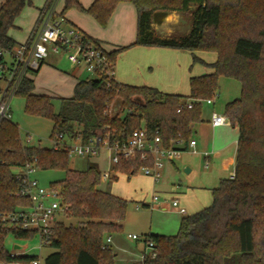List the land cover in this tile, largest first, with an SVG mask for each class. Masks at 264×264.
Here are the masks:
<instances>
[{
	"label": "trees",
	"instance_id": "1",
	"mask_svg": "<svg viewBox=\"0 0 264 264\" xmlns=\"http://www.w3.org/2000/svg\"><path fill=\"white\" fill-rule=\"evenodd\" d=\"M132 2L137 10L136 40L111 52L116 63L122 51L135 46H159L190 51L196 62L212 72L190 77V94L165 93L151 86L118 82L115 78L97 75L79 80L73 95L60 98L56 112L54 97L34 93V79H23L17 95L25 98V111L53 122L51 138L64 133L71 138L80 132L84 139L97 132L111 133L114 140L129 137L134 129L146 128L149 137L159 136L165 147L181 134L187 141L192 125L202 120L203 101L215 99L219 77L241 83V95L226 103L224 114L239 128L235 175L224 178L212 190L213 201L201 210L183 217L175 235H146V246L154 243L155 257L145 254L142 264H264V3L251 0H95L84 7L80 0H65L55 18L64 17L76 6L90 13L106 26L120 2ZM248 3V4H247ZM33 0H5L0 5V45H17L9 35L16 27V18ZM251 4V5H249ZM253 5V6H252ZM158 10L178 11L192 15L190 32L179 37H160L152 26V14ZM64 21V20H63ZM66 23L68 22L65 20ZM65 23V24H66ZM84 43L100 45L88 34ZM195 51H214L217 58L207 62ZM194 100L191 109H177L187 100ZM120 104L110 114L112 104ZM67 149L24 145L19 126L12 120L0 123V210L13 211L29 202L17 196L22 181L14 168L26 161H36L38 170L57 169L64 177L49 187L59 191L67 205L66 217L55 226L52 246L45 264H114L110 245L103 249L108 236L120 232L127 217L129 200L99 187L103 172L88 161L84 170L70 167ZM140 156L121 159L116 170L134 175L143 165ZM64 216V217H65ZM33 237V232L0 224V261L14 259L5 245V237ZM35 254L22 255L29 261Z\"/></svg>",
	"mask_w": 264,
	"mask_h": 264
},
{
	"label": "built area",
	"instance_id": "2",
	"mask_svg": "<svg viewBox=\"0 0 264 264\" xmlns=\"http://www.w3.org/2000/svg\"><path fill=\"white\" fill-rule=\"evenodd\" d=\"M57 2L58 0H48L41 11L38 24L27 41L12 48H4L0 45V123L3 120H12L11 101L17 95L23 79L30 73L38 71L51 53H64L72 65L83 66L92 77L100 75L108 79L115 78V64L110 58L109 51L102 44L84 43L81 30L66 26L62 18H55ZM205 102L211 104L213 99H207ZM193 105L194 100L189 99L180 105L177 112L185 108L191 109ZM118 109L119 106L114 103L109 113L115 114ZM230 122L227 115L212 112L210 123L213 127L228 125ZM20 140L24 145H32L36 135L27 132L24 138L20 137ZM37 141L41 142V140ZM51 143V147L67 149L70 156H81L87 159L97 157L106 150L110 153V160L114 165H117L121 159L140 156L143 161L151 162L149 165H143L140 171L158 182L161 180L162 169L166 163L180 157L187 145L195 147L197 142L195 139L186 142L179 134L178 138L173 140L172 146L165 147L159 136L150 138L146 128H137L128 138L122 140H114L109 131L97 132L87 139H84L80 132L74 138L60 132L51 138ZM205 155H208V152H205ZM14 170L16 176L22 181V186L16 195L26 198L29 203L13 211L0 210V224L33 232L39 238L40 247L50 245L55 236V226L60 221V216L66 215L68 207L61 201L56 188L40 184L35 176L38 171L35 160L26 161L24 165ZM159 199L158 195L153 196V202H158ZM172 205L181 213L187 211L181 206L178 198L172 200ZM149 207L154 209L155 205L151 203ZM132 237L140 236L135 234ZM111 241L110 235L103 244V249H107ZM147 248L151 249L149 255L155 257L157 253L152 241ZM28 253L25 250L15 251L12 253L14 259L2 260L0 264H43L39 256L29 261L19 260L22 255Z\"/></svg>",
	"mask_w": 264,
	"mask_h": 264
},
{
	"label": "rangeland",
	"instance_id": "3",
	"mask_svg": "<svg viewBox=\"0 0 264 264\" xmlns=\"http://www.w3.org/2000/svg\"><path fill=\"white\" fill-rule=\"evenodd\" d=\"M45 1L46 0H33V4L26 6L23 12L20 14V16L17 18L16 27L10 30V34L17 41L24 39V36L27 34L29 27H31L35 22L38 9L44 5ZM251 1L254 3L256 2V0H251ZM257 1H259L260 3H264V0H257ZM126 2L131 6L133 5L132 2L129 1ZM63 3L64 0H61L59 7H62ZM120 3H118L117 6L115 7L112 13L113 16L111 15V17H113L112 19H114V17L118 13V11L116 13V10L118 9V5ZM133 10H134L133 27L135 31L137 16H135L136 14L135 9ZM67 11L69 14H71L72 12H76L77 14H79V16L83 17L84 22L87 24V27L93 33L107 37L110 41H113L111 40L114 39V37H112L111 35V33L113 32L112 31L113 28H111V26H108L107 29L106 28L107 25L102 26L90 13L86 11H82L76 6L69 8ZM127 15L129 16L130 14L128 13ZM126 21L129 24L130 18H128ZM191 23H192V15L186 12V13H181L180 16L172 15L169 18L166 25L161 27H157V26L155 27L159 31L164 29V31L170 34H174L176 36H182L188 32L189 24ZM130 25L131 24H129L128 26ZM109 43L111 44L107 45L108 48L114 47L112 46L114 42H109ZM179 50L181 52L179 58L174 59V62L177 64L175 65L177 69L170 71L169 69L167 70V67H165L162 69L161 77H156V78L164 80L167 86L169 87L167 89H176L177 92L183 94H190V82H189L190 75H196L199 71H202L203 73L210 70L208 67H206L204 64L200 62L194 63L190 70V67L192 65L191 52L187 50L181 51L182 49ZM195 53L198 56L204 58L205 61L208 62L213 61L217 58V53L214 51H195ZM120 57L122 60L121 68H123L124 74L127 73L130 74L132 70L131 68L132 65H129L130 60L131 58H133L134 63L137 62V58H136L137 56H131V53H125V55ZM51 58H54L53 60L59 69L63 71H69L68 73H74L72 75L75 79L77 78L84 79L87 77H91V75L87 73L84 68H81L80 70L72 69L73 65L67 60L64 53L61 54L51 53L47 59L51 60ZM7 59L10 60L9 57H7ZM138 69H140L144 75H146V73L149 71L151 72V69L149 67H147L146 70H144L142 67L139 66L136 68V70ZM152 71L155 72L156 69H153ZM160 71L161 69L157 72ZM169 71L172 72V74H170ZM30 75L31 76L33 75L34 77L36 73H30ZM72 83L73 82L69 84L71 85L70 87H72V89L69 88L71 89V93H72L70 96H72L74 92ZM47 88H52V87H47ZM241 89H242L241 83L238 80L220 76L219 90L216 97L215 109L212 106L208 105L206 102H203L202 117L208 118L211 115L210 113L212 112V110H216L217 112H224L226 103L238 98L241 95ZM41 91H49V90H41ZM50 92L51 93L54 92V96H53L54 106H55V111L57 112L60 108V98L68 97L65 96L66 95L65 93H68V89L67 90L61 89L60 91L58 90L54 91L53 89H50ZM117 105L120 106L118 102L116 106ZM11 112H12V121L19 126L20 137L24 138L26 133L30 132L36 135V140H34L33 144L38 145L39 142L37 140H41L40 142L41 146L51 147L52 143H51L50 135L53 128V122L50 119L26 113L25 98L21 95H16L12 99ZM227 128L231 129V127H227ZM232 134L237 135V131H232ZM197 135L200 136L199 134ZM182 155L192 158V154H189L188 152L185 153V151L181 152L180 156ZM193 157L195 159L194 158L191 159V163L197 165L198 168H200V171H202L200 172L201 173L200 175L202 176L204 171L203 168H205L204 166L208 165V163L203 158V156L200 159H198L199 157L196 155ZM179 158L180 157L175 159V165L166 164L163 171V177H161V180L158 182H154L153 179H151L141 171H139L134 175H129L126 174L125 172H120V171H118V173L116 174H113L111 172V169L113 167L112 165L103 164L101 161H98L100 166L103 168L102 170L104 171L99 187L106 191H111V192L113 191V193L129 200L127 217L123 222L122 230L120 232L111 235L112 237L114 236L117 239L121 240L120 246L122 251V257L124 258V260L130 257L134 259H140L142 258L144 253L150 254L151 252L150 248H147L145 252L142 251L140 249L142 245L136 242L135 240L130 239L128 237L129 233L141 234L144 231L143 229H149V225H152L155 230L158 229V227L163 229L165 228V231H170L169 235H175L179 231L180 223H177L176 226L174 219L176 218V216H180L182 214H180L179 212L174 210V208L171 207L172 200L176 197L174 195L175 192L172 191L175 189L176 190L181 189L183 191V189L187 185V178L189 176V173L186 171L185 167H182L178 164ZM88 161L89 160L84 157L73 155L70 157L69 165L73 169L84 170L87 166ZM35 176L39 180L41 185L47 187L50 186L52 181L62 179L64 177V171L57 169L38 170ZM115 176L117 178H115ZM197 181L200 180L198 179ZM153 195H158L160 197L158 202H153L152 200ZM211 197H210V202L207 205H210L212 203L213 201L212 194ZM163 202H165V204ZM142 203H150V204L153 203L155 205V208L152 209L148 205L144 206L142 205ZM160 203L161 205L162 204H164L165 206L167 205L166 209L162 208L163 205L161 206ZM60 220L65 222V224L67 225L76 222L74 218H68L66 216L65 217L60 216ZM16 244L22 246L23 250L39 256L43 264H45L44 263L45 257L55 250L50 245H45L40 247L39 238L35 234L33 237L22 238V237H16L13 234V232H9L5 237L6 247L10 251H13L15 250L14 246ZM137 244H139V246H137ZM131 250H133V252L135 253L131 254L130 252ZM124 263L125 262H122V264Z\"/></svg>",
	"mask_w": 264,
	"mask_h": 264
},
{
	"label": "crops",
	"instance_id": "4",
	"mask_svg": "<svg viewBox=\"0 0 264 264\" xmlns=\"http://www.w3.org/2000/svg\"><path fill=\"white\" fill-rule=\"evenodd\" d=\"M4 1L5 0H0V5ZM80 1L82 5L87 8L95 0H80ZM47 3H48V0H46L44 5L38 9L35 22L33 23L31 27H29L27 34L24 36V39L17 41L10 34V31H9V35L16 41L17 44L28 40L30 34L32 33L36 25L38 24L42 9L47 5ZM60 3H61V0H58L57 5H56V13H59L63 10L65 6V0H64L62 7H59ZM133 5L131 6L127 2H121L118 5V9L116 8L117 9L116 13L117 11L118 13L117 14L115 13L116 16L114 17V19H112L113 17L110 18V21L108 22L106 28L108 26H111V28H113L112 30L113 32L111 33L112 37H114V39H111L113 41H110L107 37L93 33L87 27V24L84 22V18L79 16V14H77L76 12H72L71 14H69L68 11H66L64 17H61V18L64 20V24L66 23L65 20L68 21L65 24L66 26L76 27L79 30H81L82 33L92 36L93 38L97 39L100 42V44H102L105 47L106 50L111 52L121 46L129 45L136 40L137 19H136V30L134 31V27H133L134 10L133 9H135V12H136L135 16H137V10H136V7H134L135 5L134 6ZM128 13L130 14L129 16L127 15ZM128 18H130V23H129L131 24L130 26H128L129 24L126 21ZM15 25H16V21H15ZM109 42H114V44H112V46L114 47L108 48L107 45L111 44ZM181 51H184V50H181ZM125 53H131V56H137L136 57L137 62L134 63L133 58H131L130 60L129 65H132L131 67L132 70L130 74L128 73L124 74L123 68H121L122 60L120 56L125 55ZM180 53H181L180 50L176 48L159 47V46H144V45L132 46L118 54L117 56L118 60H116V63H115L116 65L115 79L120 83L136 85V86L146 85V86L155 87L165 93L183 94V93L177 92L176 89H167L169 87L167 86L165 81L156 78V77H161L162 69L165 67H167V70L169 69L170 71L177 69L175 66L177 64L174 62V59L179 58ZM47 58L45 59L41 68L38 71L34 72L36 73L34 77L33 75L32 76L29 75V77L34 79V83H35L34 93L54 96V92L51 93L50 89H53L54 91L55 90L60 91L61 89H66V90L68 89V93H65L66 94L65 96L70 97V95L72 94L71 93L72 87H70L71 85L69 84L73 82L72 86L74 90L76 83L79 80H81V78L75 79L72 75L74 73H68L69 71H63L59 69L53 60L54 58H51V60H48ZM215 60L210 61V63L214 62ZM73 66H72V69L74 70H78V69L80 70L81 68H84L83 66H74V67ZM139 66L142 67L144 70H146V68L149 67L151 69V72L149 71L146 73V75H144L140 69L136 70V68ZM192 66L193 65H191L190 70ZM153 69H156V71L155 72L152 71ZM160 69L161 71L157 72ZM209 70L210 71L203 72V73L202 71H199L196 75H190V77L199 76V75L212 72V69L209 68ZM170 74H172V72H170ZM190 77H189V82H190ZM47 87H52V88H47ZM41 90H49V91H41ZM183 95H189V94H183ZM207 104L212 106L215 109L216 98L213 100V103L211 104L207 103ZM213 111H216V110H212V112ZM212 112L210 113L211 115H212ZM218 113L224 114V112H218ZM211 115L208 118L202 117V120L200 122L192 125L191 139H195L197 143L195 147H190L189 145H187L186 149L184 150L185 153L188 152L189 154H192V158L182 155L178 159V164L182 167H185L186 170L188 169L187 172L189 173V176L187 178V185L183 189V191L181 189L179 190L175 189L172 191V192H175L174 194L176 196L175 198L179 199L181 206L185 207L187 210L186 213H181L176 207H174L173 205L171 206L172 208H174V210L182 214L180 216H176V218L174 219L176 226H177V223L181 224V220L183 219V217L193 214L201 210L202 208L208 206L207 204H209L210 202L212 190L219 186L220 181L222 179L229 178L235 175L239 128L237 125L232 124L231 122L228 125H221V126L213 127L210 123ZM227 127H231L232 130ZM232 131H237V135L232 134ZM197 134H199L200 136H198ZM32 145H35V144H32ZM38 145H41V144L39 143ZM205 152H208V155H205ZM195 155L199 157V158L197 157L198 159H200L203 156V158L208 163V165H205L204 166L205 168H203L204 171H203L202 176L200 175L201 174L200 172H202L200 171V168H198L197 165H194L191 163V159H193L194 158L193 156ZM88 160H93V162L97 163L101 170L103 168L100 166L98 161H101L103 164H110L113 166L111 169V172L113 174L118 173V170H116L115 165L111 163L110 153L106 150H103L97 157H93ZM166 164L175 165V160L168 162ZM164 168L162 169V177H163ZM102 172L104 173L103 170ZM147 176L152 179L151 176L149 175ZM115 178L117 177L115 176ZM198 179L200 181H197ZM165 202L163 203L165 204ZM149 204L150 203H142V205L144 206L146 205L149 206ZM164 204H162L163 205L162 208L166 209L167 205L165 206ZM170 228H173V227H170ZM143 230H144L143 233L136 234L140 236L139 238L132 237L133 235H135V233H129L128 237L140 243L142 245L140 249L144 252L147 249L146 238H145L146 235H151V234L169 235L170 234L169 233L170 231H165V228L163 229V228L158 227V229L155 230L152 225H149V229H143ZM120 243H121L120 239H117L114 236L112 237V241L110 245L112 246V249L115 254L114 264H122V262H125L124 264H142L141 258L134 259L130 257L124 260V258L122 257ZM137 246H139V244H137ZM15 251H21V250L15 249L12 251V253ZM130 252L131 254L135 253L133 252V250H131Z\"/></svg>",
	"mask_w": 264,
	"mask_h": 264
},
{
	"label": "water",
	"instance_id": "5",
	"mask_svg": "<svg viewBox=\"0 0 264 264\" xmlns=\"http://www.w3.org/2000/svg\"><path fill=\"white\" fill-rule=\"evenodd\" d=\"M181 13L183 12H178V11H168V10H158V11H155L153 14H152V26L153 28L155 29L156 33L160 36V37H167V38H170V37H179V36H176L174 34H170L166 31H164V29L162 30H158L156 29L155 26L157 27H161V26H164L167 24L169 18L172 16V15H181ZM181 20V18H180ZM192 28V23L189 24V29H188V32L186 34H188L190 32ZM185 34V35H186ZM184 36V35H182ZM188 171V169L186 170ZM15 249H18V250H23V247L20 246V245H15L14 246Z\"/></svg>",
	"mask_w": 264,
	"mask_h": 264
}]
</instances>
